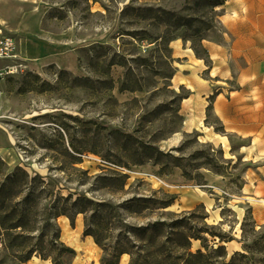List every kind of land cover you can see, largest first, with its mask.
I'll return each instance as SVG.
<instances>
[{"label":"rangeland","instance_id":"374dc122","mask_svg":"<svg viewBox=\"0 0 264 264\" xmlns=\"http://www.w3.org/2000/svg\"><path fill=\"white\" fill-rule=\"evenodd\" d=\"M194 3L195 0H0V22L15 38L18 54L16 60L4 64L22 65L17 73L0 81V183L3 175L13 174L15 169L20 170L16 171L18 178L23 172L28 181L9 202L5 223L0 221V264H25L18 258L33 246L40 248L41 242V254L54 256L46 241L59 233L55 215L59 208H68L77 195L118 203L134 195L153 193L173 196L174 205L168 210L175 213L193 211L200 197L213 199L218 206L199 213L207 215L205 223L215 226L216 233L231 239L223 243L228 256L245 253L248 259L244 262L264 264L262 130L252 138L253 144L250 138L226 137L224 149L215 140L209 141L207 136L212 132H198L199 143L221 149L224 161L230 162L223 164L221 175L200 169L205 188L183 178L177 168L161 175L158 166L151 163L124 168L129 178L123 192L100 189L96 180L112 165L102 155L119 154L110 135L113 130L145 140L155 134L163 136L165 140L159 142L162 150L179 146L183 139L182 118H176L171 111L176 107L173 93H179L180 86L169 76L175 66L186 65L183 55L189 54L190 42L183 44L184 30L179 29L173 33L177 47L170 43L165 48L157 39L164 28L144 19L140 9L164 8L184 16L194 12ZM215 12L213 26L204 33V40L217 44L223 42L219 21L222 9L218 7ZM61 56L67 61L65 66L46 63ZM175 56L179 58L175 60ZM199 77L213 86L214 96L219 90L228 93L238 88L234 75L220 82L206 71ZM258 102L255 118L262 128L264 104L262 99ZM213 116L210 121H214ZM95 121L102 122L105 129H97ZM174 130L178 132L171 133ZM239 145L245 148L238 150ZM232 146L234 154L230 153ZM75 147L94 148L98 154L79 155ZM78 156L80 163H76ZM237 156L242 157L241 161L237 162ZM238 185H243L241 190ZM12 206L22 218V229H4L13 222L14 215L9 213ZM249 208L255 226L246 223L241 227ZM206 237L215 246L212 238ZM20 241L23 244L17 247L15 242ZM57 242L63 243L60 233ZM196 247L198 242H193V249ZM100 251L97 261H86L87 264H98ZM32 257L37 262L42 260L39 253ZM79 260L85 258H77L76 253L62 258L69 264Z\"/></svg>","mask_w":264,"mask_h":264},{"label":"trees","instance_id":"16d2710c","mask_svg":"<svg viewBox=\"0 0 264 264\" xmlns=\"http://www.w3.org/2000/svg\"><path fill=\"white\" fill-rule=\"evenodd\" d=\"M226 1L195 0L194 12L184 16L175 15L164 8L146 7L140 10H142L141 15L144 19L152 20L158 28H164L163 35L157 38L160 39L161 45L167 48L170 42L176 39L173 33L183 29L184 35L181 38L183 44L190 42V49L195 57L202 59L206 66H209V55L202 45V40H204V33L213 26L216 16L215 9ZM174 72L175 69L172 70L169 78H172ZM79 80L89 81L88 78ZM179 89V93H173L172 103H176V107L171 111L176 118L181 119L179 104L188 97L189 92L187 90L183 92L182 86ZM213 99L214 94L208 98L204 125L213 127L216 134L225 137L236 136L225 132L220 120L213 116ZM212 116L214 121H210ZM93 124L97 129H105L102 122L95 121ZM176 132L178 130L171 133ZM110 135L118 145L119 154L108 152L106 155H102L103 160L112 165L105 174L96 177L100 189H106L109 192L124 191L129 176L123 170L129 168L130 165L151 163L153 166H158V173L161 175H168L172 169L177 168L181 171L183 178L195 180L201 188H205L206 181L200 174V169L204 168L211 170L214 174L221 175L223 164L230 163L224 161L221 149L215 150L209 144L199 143L197 141L199 133L196 131L183 132V139L179 146L169 150L161 149L159 142L165 140V137L156 134L145 140L116 129L111 131ZM242 146L239 145L238 150ZM74 149L79 155L85 152L98 154L94 148L88 150L75 147ZM235 151V147L232 146L230 153L234 154ZM80 158L78 156L76 163L81 162ZM110 159H113V162H110ZM241 159V156H237V162ZM15 170L20 171L19 169ZM16 171L10 175H3V180L0 183V211L3 213L2 216L0 214L1 224L6 221V209L10 206L9 202L17 196L20 187L28 185L27 175L22 172L21 178H18ZM242 187L243 185H238L239 190ZM173 202V196L159 197L156 193L149 196L134 195L118 203L95 201L84 195H77L69 203L68 208H66L67 206L59 208L55 217L66 216L73 224L76 215L84 216L83 236H90L101 250L100 264H120L122 256H126V264H254L248 261L244 262L248 259L245 253L234 252L228 256L223 243H227L231 239L216 233L215 226L205 223L207 215L203 212L199 213V210L204 209L202 205L191 212L175 213L168 210ZM9 213L14 215L13 222L4 229H22L24 227L22 218L17 216V211L13 210V206ZM130 219L134 222H129ZM246 223L255 226L250 208L243 218L241 227H244ZM207 235L212 238L215 246L209 243ZM58 239L59 233L57 232L54 239L46 241L54 251V256L50 253L41 254V251L44 250L42 246L44 242H41L40 248L33 246L27 249L24 256L18 258V262L25 263L33 253H39L42 260L51 258L52 264H69L64 263L62 258L73 257L75 251L62 242L58 243ZM193 242H198V247L195 249H193ZM22 244L21 241L15 242L17 247Z\"/></svg>","mask_w":264,"mask_h":264},{"label":"crops","instance_id":"0c3cea01","mask_svg":"<svg viewBox=\"0 0 264 264\" xmlns=\"http://www.w3.org/2000/svg\"><path fill=\"white\" fill-rule=\"evenodd\" d=\"M219 8L222 9L219 21L223 27V42L215 44L202 40L209 55V66L202 59L196 58L189 49V54L183 55L186 65L175 66L172 81L177 80L176 85H184L189 92L188 97L179 104L182 131L212 132L213 138L209 141L215 140L224 149L225 143H228L226 137L219 134L216 136L211 127L204 125L205 108L208 104L206 98L211 94L213 86L199 76L206 71L213 79L216 78V82H220L228 81L234 75L238 88L228 93L219 90L212 102V112L226 132L241 138H250L253 144L252 138L257 132H264V124L262 128L259 127L255 118V113L259 111L256 105L261 103L258 101L262 99L264 104V0H227ZM170 43H174L175 47L178 45L176 40ZM173 51L171 48L172 53ZM55 58L47 61L66 65L67 61L63 56ZM178 58L179 56H175V60ZM228 58L231 60L228 61ZM258 97L261 99L254 100ZM197 203L207 210L214 205L218 206V203L208 197H200ZM173 205L174 202L169 208ZM57 224L63 243L75 251L77 258H85L75 264L97 261L100 249L90 236H83L84 225L80 214L74 217L73 224L66 216H59ZM126 261V256H122L120 264H126ZM95 262L92 264H97ZM25 264L52 263L49 260L37 262V258L32 257Z\"/></svg>","mask_w":264,"mask_h":264},{"label":"built area","instance_id":"2783aa9c","mask_svg":"<svg viewBox=\"0 0 264 264\" xmlns=\"http://www.w3.org/2000/svg\"><path fill=\"white\" fill-rule=\"evenodd\" d=\"M18 58L17 42L13 36L6 32L5 26L0 22V64L14 61ZM22 65L12 64L0 66V81L5 77L17 73Z\"/></svg>","mask_w":264,"mask_h":264},{"label":"bare ground","instance_id":"6f19581e","mask_svg":"<svg viewBox=\"0 0 264 264\" xmlns=\"http://www.w3.org/2000/svg\"><path fill=\"white\" fill-rule=\"evenodd\" d=\"M32 61H35L34 59H31ZM36 62V61H35ZM50 61H46L47 64H49ZM215 135L217 136L218 134L215 133ZM208 139H212L213 138V135L212 134H209L207 136Z\"/></svg>","mask_w":264,"mask_h":264}]
</instances>
